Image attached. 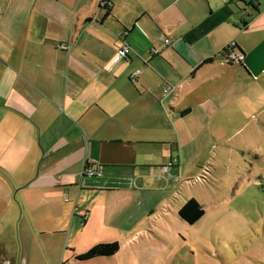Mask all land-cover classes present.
I'll return each instance as SVG.
<instances>
[{
    "label": "crops",
    "instance_id": "0c3cea01",
    "mask_svg": "<svg viewBox=\"0 0 264 264\" xmlns=\"http://www.w3.org/2000/svg\"><path fill=\"white\" fill-rule=\"evenodd\" d=\"M259 81L264 0H0V264L78 261L94 219L96 245L136 243L176 199L186 124H224L222 97Z\"/></svg>",
    "mask_w": 264,
    "mask_h": 264
},
{
    "label": "rangeland",
    "instance_id": "374dc122",
    "mask_svg": "<svg viewBox=\"0 0 264 264\" xmlns=\"http://www.w3.org/2000/svg\"><path fill=\"white\" fill-rule=\"evenodd\" d=\"M234 90V97H222L224 124L204 128L193 125L196 117L193 126L186 124V162L169 174L163 170L176 199L165 213L161 207L147 216L136 243H120L114 257L79 262L70 253L55 261L25 256L28 264H264V83ZM198 177L205 181L195 184ZM191 198L206 211L195 225L179 215ZM98 224L90 221L77 240L79 254L104 238Z\"/></svg>",
    "mask_w": 264,
    "mask_h": 264
},
{
    "label": "trees",
    "instance_id": "16d2710c",
    "mask_svg": "<svg viewBox=\"0 0 264 264\" xmlns=\"http://www.w3.org/2000/svg\"><path fill=\"white\" fill-rule=\"evenodd\" d=\"M255 10H259L257 4L252 5ZM228 51V50H227ZM240 55H245L239 52ZM244 67V62L240 63ZM89 166V165H88ZM206 214L204 207L199 203L198 200L192 198L189 200L183 208L180 210V217L190 225L197 224ZM121 250L120 243H105L99 244L90 249L87 253L77 257L80 262H88L99 258H107L116 256Z\"/></svg>",
    "mask_w": 264,
    "mask_h": 264
},
{
    "label": "built area",
    "instance_id": "2783aa9c",
    "mask_svg": "<svg viewBox=\"0 0 264 264\" xmlns=\"http://www.w3.org/2000/svg\"><path fill=\"white\" fill-rule=\"evenodd\" d=\"M164 41L166 44H171V41L169 39H167L166 37H164ZM70 45H71V42H68V43H63L61 45V49L62 50H68L70 48ZM235 47H236V43H233L227 53H226V56H225V59L228 63H234V64H238V63H243L244 62V59L245 57L240 55L239 53H236V50H235ZM129 51H130V46L124 42L123 46L120 48L119 50V58L120 59H126L128 58V55H129ZM141 74V71L138 70L136 71L132 76H131V80L132 81H136L137 80V77ZM180 164V161H179V158H176L174 159L171 164L167 167H165L167 170L171 167H175V166H179ZM85 177L87 178H95L97 176H101V171L98 170V169H93L91 168L90 166L87 167L86 171H85ZM204 180V178H201V177H198L196 180H195V184L197 183H202Z\"/></svg>",
    "mask_w": 264,
    "mask_h": 264
}]
</instances>
